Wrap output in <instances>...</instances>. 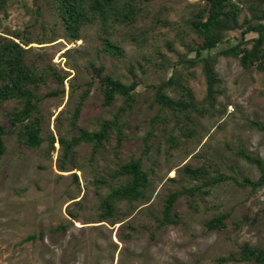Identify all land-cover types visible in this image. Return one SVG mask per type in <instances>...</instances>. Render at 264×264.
Returning a JSON list of instances; mask_svg holds the SVG:
<instances>
[{"label":"rangeland","instance_id":"374dc122","mask_svg":"<svg viewBox=\"0 0 264 264\" xmlns=\"http://www.w3.org/2000/svg\"><path fill=\"white\" fill-rule=\"evenodd\" d=\"M50 1L38 0L41 15L34 23L31 0H7L3 29L7 33L21 31L32 41L41 39L43 42L51 37L47 43L28 44L29 54L69 71L64 81L63 97L45 98L40 104L44 114L43 131H50L57 137L75 134L78 127L96 130L99 121L110 118L120 103L116 99L110 107H103L96 84L90 87L75 126L69 125L68 111H63L59 124L55 123V117L61 109L73 106V100L67 106L69 81L74 84L73 99L76 100L90 78L87 65L89 60L95 59L99 45L98 25L84 26L81 39L70 41L62 36ZM197 1L154 0L150 6L153 10L161 5L169 7V18L180 27L187 17L189 4ZM244 14L245 10L240 19ZM175 31L163 32L145 45L124 41L121 43L123 57L103 58L113 77L128 83L127 69L133 66L139 81L135 88L136 100L123 117L128 124L125 130L127 139L120 149L119 160L125 161L140 153L142 137L148 129L147 119L158 110L152 102V89L148 85L159 83L171 73L170 68L158 69L146 64L142 57L157 61L155 50L158 48L174 62L175 55L166 51L163 42L166 37L173 38ZM238 36V31L230 32L228 43H234L233 37ZM175 47L182 51L178 42ZM71 66L75 68L71 69ZM215 69L222 89L217 108L227 102L225 109L214 116H195L197 140L188 141L168 156L160 154L155 157L158 167L156 174L151 176L153 190L149 202L134 205L130 213L126 203H118L116 213L122 222L114 225L98 220L97 206L105 189L96 190L91 184L95 175L113 168L117 161L112 153L113 139L92 161L89 160L90 146L81 144L77 148L83 169L60 171L56 161L58 144L55 143L48 154L47 144L38 149H26L17 144L12 133L5 135L6 151L0 158V264H255L251 261L217 263L216 259L229 253L237 254L244 242L264 247V214L261 213L264 184L251 192L249 188L238 187L229 181L219 183L202 200L196 199L197 212L190 210L184 197H180L174 207L179 214L176 225L158 228L155 221L160 217L164 195L168 190L179 188L178 183L167 178L175 175L179 178L177 169L185 163L198 166L207 161L228 174L227 165H232L238 176L256 179L259 175L256 166L233 154L234 150L243 149L258 155L264 165V132L249 125V120L264 124V72L244 70L238 59L231 57H219ZM190 86L195 98L200 100L205 85L199 71ZM10 105L5 103L0 107V120L5 128L8 125L1 111ZM147 165L144 160V166ZM187 182L185 179L182 183ZM69 211L74 218L68 215ZM225 212L231 213L225 229L209 231L205 228L208 219ZM257 213V222L243 221L238 227L234 226L243 215L251 219ZM58 226H65V230L50 231ZM30 235H35V239H26Z\"/></svg>","mask_w":264,"mask_h":264},{"label":"trees","instance_id":"16d2710c","mask_svg":"<svg viewBox=\"0 0 264 264\" xmlns=\"http://www.w3.org/2000/svg\"><path fill=\"white\" fill-rule=\"evenodd\" d=\"M153 1H50L49 5L57 17L64 38L78 41L81 39L82 28L96 23L99 40L95 59L89 60L87 65L90 78L84 83L85 88L78 93L75 100L74 84L69 81L67 106L72 100L73 106L66 107V110L61 109L55 117V123L59 121L63 111H68L69 125H76L81 107L93 84H96L101 94L103 107H110L116 99L120 100L111 117L99 121L96 130L88 131L78 127L75 134L54 137L50 131H43L44 114L40 104L45 98L63 97L64 81L69 71L29 54L30 48L27 45L41 39L32 41L21 31H4L7 0H0V107L5 103L11 104L1 111L8 128L0 120V158L6 151L4 136L12 133L17 144L26 149H38L47 144L49 154L54 149V144H58V170H82L84 164L80 161L77 147L88 144L89 160L92 161L113 139L112 153L117 160L114 167L95 175L91 180L96 190L105 189L98 202L97 218L101 222L108 221L111 225L122 222L116 213L118 203H126L130 213L134 205H146L149 202L153 190L151 176L156 174L158 167L155 158L157 155L168 156L188 141L197 140L195 116H214L225 109L227 102L217 108L218 97L222 94L221 79L215 69L218 58H235L244 70L264 72V0H198L189 4L187 17L180 27L175 26L174 21L169 18V7L161 5L153 10L150 6ZM31 2L34 7L33 22L36 23L41 15L40 6L38 0ZM243 10L246 14L240 19ZM39 25L42 27L41 22ZM173 29L176 30L174 37L164 38L163 45L166 51L175 55L174 62L168 60L158 48L155 50L157 61L148 56L142 57L146 64L158 69L170 68L171 73L159 83L148 85L152 89V102L158 106V110L147 119L148 129L142 137L140 153L131 155L125 161L119 160L120 149L127 139L125 130L128 124L123 117L136 100L135 88L139 81L133 66L127 69L130 76L128 83L113 77L103 58L123 57L121 43L124 41L145 45L153 37ZM233 31H238L239 36L233 37L234 43H228V34ZM48 38L37 43L50 42L51 37ZM177 42L182 51L176 49ZM223 43L226 45L219 47ZM137 64L141 69V63ZM74 68L71 66V69ZM197 71L205 85L200 100L195 98L190 86ZM249 125L264 132V124L249 120ZM233 154L255 165L259 172L258 177L251 179L238 176L232 165H227L230 171L228 174L212 167L207 161L198 166L185 163L177 169L180 172L179 178L177 175L167 178L170 182L178 183L179 188L168 190L162 198L160 217L155 218L157 227L178 223L179 214L174 207L180 197H184L190 210L197 212L199 207L196 199L202 200L219 183L229 181L238 187L249 188L251 192L261 187L264 184V165L260 157L243 149L234 150ZM144 160L147 161V166H144ZM74 177L77 181L76 175ZM185 179L187 184L182 183ZM261 213L264 214V209ZM68 215L75 217L70 211ZM230 216V212L216 214L205 222V228L209 231L225 229ZM258 218L259 213L251 219L243 215L234 226L238 227V223L243 221L257 222ZM59 230H65V226L50 229L51 232ZM26 239H35V235ZM250 261L264 264L263 246L244 242L237 254L229 253L216 259L217 263Z\"/></svg>","mask_w":264,"mask_h":264}]
</instances>
